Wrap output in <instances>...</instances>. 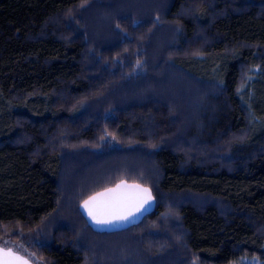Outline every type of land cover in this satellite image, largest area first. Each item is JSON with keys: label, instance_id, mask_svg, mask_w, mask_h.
<instances>
[{"label": "trees", "instance_id": "1", "mask_svg": "<svg viewBox=\"0 0 264 264\" xmlns=\"http://www.w3.org/2000/svg\"><path fill=\"white\" fill-rule=\"evenodd\" d=\"M122 179L155 211L95 231L80 204ZM0 242L36 264H264V0H0Z\"/></svg>", "mask_w": 264, "mask_h": 264}, {"label": "snow or ice", "instance_id": "2", "mask_svg": "<svg viewBox=\"0 0 264 264\" xmlns=\"http://www.w3.org/2000/svg\"><path fill=\"white\" fill-rule=\"evenodd\" d=\"M151 198L148 189L122 182L115 188L97 193L86 201L84 206L97 223H110L109 217L126 220L129 215L141 211ZM0 264H28V260L10 248H0Z\"/></svg>", "mask_w": 264, "mask_h": 264}, {"label": "water", "instance_id": "3", "mask_svg": "<svg viewBox=\"0 0 264 264\" xmlns=\"http://www.w3.org/2000/svg\"><path fill=\"white\" fill-rule=\"evenodd\" d=\"M126 183L128 185H139L142 188H146L150 191L151 193V200L149 201L148 204H145L143 206V208L141 209V211L139 212H134V214L129 215L128 218L126 220H117V219H112L111 217H109V219H111L110 223H97L95 219H93L92 216L89 215V210L88 208H85V202L88 201L91 197L95 196L97 193L100 192H104L106 189H111V188H115L116 185L120 184V183ZM157 207V198L154 195L153 189L151 186L143 184L141 182L138 181H130L127 179H122L119 182H117L116 184L106 187L102 190H99L95 193H93L91 196H89L88 198H86L81 204H80V210L82 212V214L84 215V217L86 218L88 224L95 230L98 232H114V231H118V230H123L126 229L127 227H129L130 225H136L139 224L148 214L152 213L155 211ZM0 248H10L13 252H15L16 254L23 256L26 260H28V264H36L35 262H33V260H31L27 255L16 251L14 248L12 247H6L3 245H0Z\"/></svg>", "mask_w": 264, "mask_h": 264}, {"label": "rangeland", "instance_id": "4", "mask_svg": "<svg viewBox=\"0 0 264 264\" xmlns=\"http://www.w3.org/2000/svg\"><path fill=\"white\" fill-rule=\"evenodd\" d=\"M106 13L107 12H98V13H96L97 15H96V19H98L99 20V18H102V21H104L105 20V16H106ZM65 98V97H64ZM81 168H83L86 172H88V171H90V170H92V169H94V165L92 166V164H89V165H87V167H82L81 166ZM82 169V170H83ZM0 244H3V245H5V246H11V247H16V248H19V249H21V247H20V244L19 243H16V242H0ZM101 260V259H100ZM256 259H251L250 261H248V263L249 264H256Z\"/></svg>", "mask_w": 264, "mask_h": 264}]
</instances>
